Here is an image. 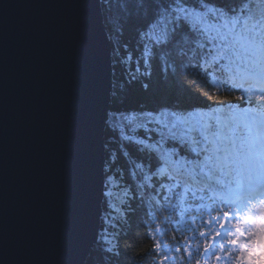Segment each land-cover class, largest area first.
<instances>
[{
    "label": "snow or ice",
    "instance_id": "6c2138e0",
    "mask_svg": "<svg viewBox=\"0 0 264 264\" xmlns=\"http://www.w3.org/2000/svg\"><path fill=\"white\" fill-rule=\"evenodd\" d=\"M120 2L126 5L120 8L124 22L133 17L142 22L137 33L139 56L130 79H150L153 63H158L162 74L174 86L180 83L179 73L192 77L217 99L220 94L236 91L242 94L235 96L241 102L238 104H209L207 100L203 104H185L176 96L156 110L142 112L140 117L104 110L105 122L113 129L119 128L125 140L134 139L124 135V129L137 119L140 123L135 128L143 129L145 138L135 140L142 160L129 173L137 177L138 183L121 186L124 177L113 175V164L105 158L100 170L99 196L104 208L100 219L105 225L100 239L114 261L120 239L115 231L116 222L122 228L134 224L138 229H149L145 239L154 241L145 258L157 257L154 264H177V260L192 264L193 258L201 254V242L196 240L198 232L203 243V264H210L212 259L219 262L225 254L232 255L223 242L229 246L238 243L236 238L227 239L229 235L239 237L248 231L253 243L256 237H264V0ZM97 3L104 12L111 13L117 0H97ZM105 23L109 25L107 38L113 44V67L130 64L133 57L123 58L120 51L119 18L114 20L108 15ZM82 45L87 50L86 24ZM95 74L83 89L82 162L76 214L80 229L86 226L92 184L89 124L93 112L101 105L99 87L94 86L99 84L98 63ZM149 86L142 82L143 89ZM183 91L194 95L187 86ZM116 95L113 90V100ZM110 156L115 158L111 153ZM169 205L172 213L161 217V210L168 211ZM177 208L187 222V229H182L175 218ZM189 212L193 213L190 218ZM222 220L239 222L227 227ZM205 225L212 229L211 233L199 230ZM213 225L223 231H216ZM188 230L193 237L186 236ZM169 231L175 240L173 246L159 239ZM209 235L212 245L206 243ZM193 243H197L196 249L192 248ZM194 264H202L201 259H195Z\"/></svg>",
    "mask_w": 264,
    "mask_h": 264
},
{
    "label": "water",
    "instance_id": "95a60500",
    "mask_svg": "<svg viewBox=\"0 0 264 264\" xmlns=\"http://www.w3.org/2000/svg\"><path fill=\"white\" fill-rule=\"evenodd\" d=\"M107 37L97 0H0V264H84L98 240ZM97 63L101 105L89 124L92 184L80 229L83 89Z\"/></svg>",
    "mask_w": 264,
    "mask_h": 264
},
{
    "label": "trees",
    "instance_id": "16d2710c",
    "mask_svg": "<svg viewBox=\"0 0 264 264\" xmlns=\"http://www.w3.org/2000/svg\"><path fill=\"white\" fill-rule=\"evenodd\" d=\"M126 6L117 0V3L113 5V10L111 13L104 12L101 9L103 27L109 35V25L105 23V17L111 15L114 20L119 18V25H122V34L119 35V45L120 51L123 58L127 56H132L133 59L128 65L116 64L113 67V44L110 43L111 48V91L109 98V109L108 111H115L117 115L124 113L127 116H137L140 117L142 112H148L158 109L161 105L169 103L174 97L180 96L185 104H203L205 100L209 104L218 102H228L238 104L240 101L235 100L236 95H241L242 93L236 91L234 93L220 94L217 99L209 92L207 88H202L192 77L179 75V85L174 86L173 82L169 79L167 75H163L161 67L158 63H153L152 76L150 79L145 77H140L138 80L130 79V73L135 71L136 68V58L139 56V46L137 44V33L141 26V21L135 17L127 22H124L120 18V8ZM115 25V26H119ZM113 26V27H115ZM180 72L183 70L180 69ZM143 72V68H141ZM139 76V73L137 74ZM142 82L149 83V88L147 90L143 89ZM202 83V82H201ZM115 86V87H114ZM187 86L191 89L190 95L188 92L183 91V87ZM179 88V91L177 90ZM113 90L116 91V98H112L111 93ZM208 96H205V93ZM182 93V95H181ZM199 97L197 99L196 97ZM208 97H212L208 99ZM114 122V121H113ZM140 123V119H137L132 125H128L124 129V135L132 136L134 139L130 142L124 139L120 134V129H113L110 124L106 123L104 129V157L109 158L110 162L113 164L112 173L119 178L123 176L124 179L120 181L121 186L125 184L131 186V184L138 183V179L135 176H130V171L135 167V163L141 162L142 154L137 151L138 145H136V139H143L144 130L135 128V124ZM134 129V130H133ZM108 146L107 148L105 146ZM110 153L115 157L112 159ZM195 207V205H193ZM172 206H168V211L161 210V217L167 216L172 213ZM104 208L102 205V215ZM113 215H116L113 213ZM193 213L189 212V218ZM175 218L179 220L180 227L182 229H187L188 225L183 216H180L179 209H175ZM204 220H208V216L204 214ZM105 225L100 219L99 232L104 229ZM213 228L216 230L215 225ZM200 231L206 233H211L212 229H209L206 225L200 227ZM115 231L119 234V253L117 254L116 260H111L110 256L107 254V246L100 239L98 235L97 242L91 247V250L84 261V264H154L157 257L148 256L144 257L145 253H148L154 246V241L152 239H145V232L150 231L149 229H138L133 224L132 226L125 225L123 228L119 222H116ZM186 236L193 237V232L186 231ZM179 237V233H177ZM159 239L163 240L166 244L173 246L175 240L172 237L171 231H169L167 236L161 235ZM227 239H233V235ZM196 240L200 243L201 254L199 257H194L192 264H194L195 259H201L203 264V243L202 238L199 237V233H196ZM115 242V241H114ZM208 245L213 244L212 236L209 235V239L206 242ZM224 246L227 247L226 241L223 242ZM260 250H264V237H260ZM197 243L192 244V248L196 249ZM220 245L217 244V248ZM229 251L232 253L233 246H229ZM253 252L252 245L249 243L244 244L243 248L236 253L235 256H228L225 254V258L217 262L215 259L210 261V264H253L251 259V253ZM177 264H183L181 260H177ZM264 264V253H261L260 263Z\"/></svg>",
    "mask_w": 264,
    "mask_h": 264
},
{
    "label": "bare ground",
    "instance_id": "6f19581e",
    "mask_svg": "<svg viewBox=\"0 0 264 264\" xmlns=\"http://www.w3.org/2000/svg\"><path fill=\"white\" fill-rule=\"evenodd\" d=\"M101 215H102V213H101Z\"/></svg>",
    "mask_w": 264,
    "mask_h": 264
}]
</instances>
